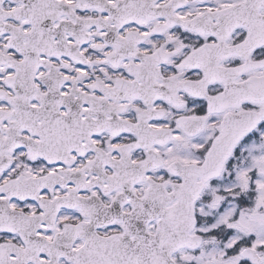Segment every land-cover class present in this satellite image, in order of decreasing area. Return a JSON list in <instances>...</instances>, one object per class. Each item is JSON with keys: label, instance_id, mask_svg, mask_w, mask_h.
Wrapping results in <instances>:
<instances>
[{"label": "snow or ice", "instance_id": "6c2138e0", "mask_svg": "<svg viewBox=\"0 0 264 264\" xmlns=\"http://www.w3.org/2000/svg\"><path fill=\"white\" fill-rule=\"evenodd\" d=\"M0 264H264V0H0Z\"/></svg>", "mask_w": 264, "mask_h": 264}]
</instances>
